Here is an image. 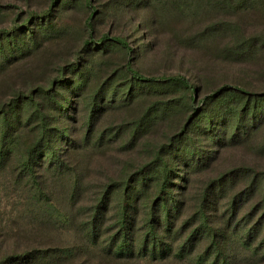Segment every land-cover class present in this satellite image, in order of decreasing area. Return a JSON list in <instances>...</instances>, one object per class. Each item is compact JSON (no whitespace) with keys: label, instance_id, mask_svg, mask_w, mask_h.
I'll list each match as a JSON object with an SVG mask.
<instances>
[{"label":"rangeland","instance_id":"obj_1","mask_svg":"<svg viewBox=\"0 0 264 264\" xmlns=\"http://www.w3.org/2000/svg\"><path fill=\"white\" fill-rule=\"evenodd\" d=\"M92 7L94 13L84 0H0V30L18 27L17 45L29 50L19 60L10 58L0 70V107L15 94L55 87L61 84L58 80L69 84L74 79L71 63H78L87 79L80 94L63 83L54 88L72 102V117L56 121L60 128L68 127L71 141L61 144V168L46 170L45 160L30 177L17 169L15 154L0 165V260L37 250L28 264H216L205 239L196 241L194 252L184 259L162 262L118 261L101 247L114 231L121 182L142 171L147 184L143 196L155 194L162 161L174 170L168 187L180 193L175 198L181 208L172 226L184 236L198 224L196 213L212 180L236 175L238 180L226 184L224 194L247 191L254 182L261 188L256 178L264 173V0H92ZM46 10H51L48 20L28 21L30 13L42 17ZM89 16L95 41L107 33L123 39L129 50L109 42L87 51ZM40 21L47 26L40 27ZM0 42L6 43L3 36ZM127 64L145 76L181 75L196 87L197 95L191 102L188 89L165 84L157 91L125 96L131 80ZM223 84L245 87L258 99L228 91L208 104L201 102ZM99 86L103 96L96 102L102 108L89 118L90 96ZM113 87L116 92L110 97ZM193 119L194 131L189 127ZM249 124L247 135L237 132ZM31 137V126L24 125L16 142L24 146ZM189 144L196 154L184 163L174 155ZM202 157H208L204 165L187 170ZM102 196L106 199L99 209V236L92 243L85 227ZM209 200L215 207L207 212L212 215L210 226L217 235L224 234L227 226L220 213L228 200ZM255 201L254 194L248 204ZM242 213L232 229L257 225L260 211L250 224ZM141 226L137 222L131 235H140ZM234 237L231 232L228 238L217 237L225 263L264 264V226L245 247ZM42 250L52 252L36 257ZM198 257L201 261L196 262Z\"/></svg>","mask_w":264,"mask_h":264},{"label":"trees","instance_id":"obj_2","mask_svg":"<svg viewBox=\"0 0 264 264\" xmlns=\"http://www.w3.org/2000/svg\"><path fill=\"white\" fill-rule=\"evenodd\" d=\"M55 2L56 0H52V4ZM84 3L87 4V7L94 13L95 10L92 7V0H84ZM50 11L51 10H46L43 12L45 14L42 17H35L34 13H30L28 21L32 20L36 22L38 21L36 18L42 19L43 17L48 20ZM90 19L91 16L88 17L87 21L89 30V40L86 42L87 51L94 50L92 46H105L109 44V42H113L128 49L123 39L109 37L107 33L101 34L99 39L95 41L91 33ZM40 22V27L43 28L47 26L42 23L43 21ZM22 25V29H27L25 23ZM17 30L18 27H14L10 31L0 30V36H3V39L6 41L4 46L0 42V70L6 67L5 63L9 62L10 58L13 57L19 60L29 51L28 49H23V45H17ZM10 36L14 37L10 38ZM31 39L33 42L35 41L33 37L30 36L29 40ZM235 51L241 52V50L238 49H235ZM68 67L71 69L74 78L73 81L69 80V84H65V82L61 80L55 81L60 82V85L63 83L65 86H68L71 93L80 94L86 85L87 79H84V73L81 71V68L78 67V63H71ZM126 71L130 74L131 80H129L130 84L125 96L129 97L134 91H157L162 89L165 84L188 89L189 93H191V102H193L197 95L196 87L181 75L168 77L145 76L131 69L129 64L126 65ZM60 85L56 84L55 87ZM55 87L50 86L47 89L40 88L41 90L39 92L30 94H15L8 103L0 107V165L8 161L7 159L10 158V154H15L17 169L22 174L30 177L35 175L36 167L43 166L42 163H44L45 160L46 170H51L55 165H57L58 169L61 168L62 164L60 163V157L65 151V148L61 147V144L65 143L69 145L71 141L69 139L68 127L65 126L60 128L59 125L56 124V121L60 117H72L68 112L72 107V102L69 97H64L61 93H57L54 89ZM102 89L103 86H99L97 90L94 91V94L90 96L91 107L89 118H92V116L98 113V110L102 108H99L96 102L98 98L101 99L103 96ZM228 91L235 92L239 96H254L255 98H252L254 101L258 99L255 92L248 91L245 87L223 84L213 90L209 95L203 97L201 102L206 100L205 104H208L207 102L210 101V99H218L223 93ZM110 92V97H112L116 92V88L114 89L113 87L110 89ZM104 102H106V100H104L102 104H104ZM22 105L28 106V109L23 110ZM45 105L48 106V109H46ZM209 118L208 116V120L210 121ZM194 121L193 119L189 125L192 131L197 127ZM252 124H249L245 130L242 128L241 131L237 127V130H239L237 132L247 135L248 128H250ZM24 125L31 126L32 137L27 144L22 146L21 140L19 139L21 143V145H19V143L16 142V138L18 130ZM188 146L186 151L181 152L182 149H179L178 155L177 153L174 155L182 157L184 163L190 161V157L193 156L194 158L196 154V150L192 147L193 144H189ZM207 160L208 157H202L199 161L195 162L196 164L194 166H192L194 164L192 163L187 170L193 168L192 172H194L200 165H204ZM161 163V177L155 194L143 196L144 194L141 189L147 184L145 183V175L142 171L139 173L138 177L135 176L131 178V180H123L121 182L119 186L120 191L117 190L119 191L120 201L116 218L111 227L114 231L103 241L105 244L101 247L102 252L118 261L135 258L149 260L151 262H162L169 257L181 260L194 252L193 248L196 241L205 239L211 244L210 254L213 255L216 264H219L218 261L220 260L223 261V264H227L224 262V256L219 251L217 237L223 235L225 238H228L231 232L235 235L234 240L239 243V245L245 247L249 245L250 241L253 243L252 237L255 234L258 235L264 226V173H262L259 178H256L257 183L261 182V188L258 189V186L256 188V182H254L250 189L241 193L233 192L231 194H224L225 185L232 184L238 180L236 175L230 173L226 177L212 180L205 188L206 191L203 193L201 205L196 213L198 224L193 228L194 230L188 232L184 236L185 233H183L182 230H178L177 228L174 229L172 226V218L179 214L181 208L178 200L175 198L180 193H173L168 187L171 174L174 173V170L170 168L167 161H162ZM182 178L185 179V177ZM136 179H139L140 183L139 181L137 182ZM257 189L258 191H256ZM254 194L256 195V201L249 205L248 202L252 199ZM213 196L217 198H227L228 200L226 209L220 213L223 224L225 225L226 223L225 226H227L223 232L224 234L217 235L215 229L210 226V218L212 215L207 212L208 210H215V207L212 206L209 200V197ZM105 199L106 196H102L98 200L94 207L93 217L91 216L85 227V235L92 243H94L99 236V225L97 222L100 218L99 215H102L99 209L105 205ZM142 199L145 201L140 205V200ZM205 202H209V205L205 206ZM242 207L245 209H242ZM258 211H260L258 222L254 227L246 230L244 228H231L232 222L241 212H243V215L240 217H242L243 220H249L248 223L250 224ZM137 222L142 224L139 229L141 230V234L134 237L131 235V230H133ZM35 251L37 250H33V253L28 251L21 255H5L0 260V264H9L10 262L15 264H28L31 262L32 258L34 259ZM42 252V254L37 253L36 257L42 256V258H44L52 251L42 250ZM199 261H201L200 257L196 259V262Z\"/></svg>","mask_w":264,"mask_h":264}]
</instances>
